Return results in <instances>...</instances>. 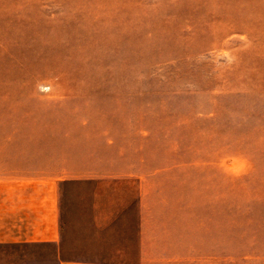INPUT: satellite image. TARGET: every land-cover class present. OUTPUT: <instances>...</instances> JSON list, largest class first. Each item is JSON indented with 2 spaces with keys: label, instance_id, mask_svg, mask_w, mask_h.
<instances>
[{
  "label": "rangeland",
  "instance_id": "1",
  "mask_svg": "<svg viewBox=\"0 0 264 264\" xmlns=\"http://www.w3.org/2000/svg\"><path fill=\"white\" fill-rule=\"evenodd\" d=\"M24 172L93 179L63 188L64 257L264 264V0H0V175Z\"/></svg>",
  "mask_w": 264,
  "mask_h": 264
},
{
  "label": "crops",
  "instance_id": "2",
  "mask_svg": "<svg viewBox=\"0 0 264 264\" xmlns=\"http://www.w3.org/2000/svg\"><path fill=\"white\" fill-rule=\"evenodd\" d=\"M93 179L62 178L52 174L7 173L0 175V249L8 264H100L78 256L64 257L62 193L68 185H91ZM142 196L128 217L137 219L140 254L147 243L144 236ZM93 206L103 205L95 199ZM100 221L99 211L93 216ZM17 249V250H16Z\"/></svg>",
  "mask_w": 264,
  "mask_h": 264
}]
</instances>
